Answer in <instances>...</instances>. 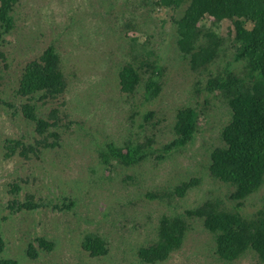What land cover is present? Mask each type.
I'll list each match as a JSON object with an SVG mask.
<instances>
[{"label":"rangeland","instance_id":"obj_1","mask_svg":"<svg viewBox=\"0 0 264 264\" xmlns=\"http://www.w3.org/2000/svg\"><path fill=\"white\" fill-rule=\"evenodd\" d=\"M155 1L14 4L13 27L0 39V259L17 264H264L251 249L232 261L221 259L214 234L202 218L188 213L209 200L234 205L233 188L208 170L211 151L223 145L221 129L231 110L219 93L204 89L208 71L193 70L177 47L175 22L187 4L165 9ZM201 27L224 39L210 70L231 63L240 73L243 62L233 60L230 47L233 24L224 21L216 28L210 19ZM48 45L58 53L65 89L36 103L40 117L57 109L61 118L53 129L59 137L46 134L55 145L41 147L43 139L21 111L27 96L18 89L28 64ZM127 64L138 68L143 79L149 75L147 65H157L156 96H144L145 80L133 93L121 91L119 72ZM185 106L196 108L199 117L197 132L184 147L162 159L153 153L134 165L102 158L109 144L124 147L130 140L151 139L159 151L174 138L176 111ZM8 140L41 148L37 155L24 157L20 147L10 155ZM190 180L196 183L183 194L175 191ZM28 201L36 207L20 208ZM262 204L264 183L241 211L253 216ZM169 216L186 221L183 242L165 259L147 263L138 252L157 242L160 221ZM95 235L105 240L104 255L83 247Z\"/></svg>","mask_w":264,"mask_h":264},{"label":"trees","instance_id":"obj_2","mask_svg":"<svg viewBox=\"0 0 264 264\" xmlns=\"http://www.w3.org/2000/svg\"><path fill=\"white\" fill-rule=\"evenodd\" d=\"M17 1L0 0V39L13 27L12 11ZM184 3L187 7L175 22L180 54L189 60L193 70L208 71L204 89L208 94L219 93L231 110L230 121L221 129L223 145L211 151L208 170L215 179L233 188L230 199L234 202L233 207L227 208L219 199L209 200L188 213L202 218L205 228L214 234L221 259L232 261L251 249L264 262V204L253 216L241 211L245 200L264 183V0L155 1V4L165 9L179 8ZM210 19L216 28L224 21L233 24L230 47L233 60L243 62L240 73L230 67L231 63L217 72L210 70V65L220 55L224 41L220 33L201 27ZM146 71H149V75L143 79V73L138 68L130 64L124 66L119 72L121 91L133 93L141 81L145 80L144 96L147 99L156 96L159 91L156 76L159 73L157 71L161 70L152 64L147 65ZM64 89L65 78L58 53L54 45H48L38 59L28 64L18 89L21 95L27 96L21 111L26 119L34 123L36 133L43 139L39 142L41 147L55 145L47 142L46 134L56 139L59 137L53 129L61 123V118L56 116L57 109L51 110L46 118L40 117L36 103L40 99L56 97ZM36 96L38 98L35 102ZM198 117L199 113L194 107L178 108L173 125L174 138L159 151L152 147L151 139L145 142L130 140L124 147L109 144L101 156L106 162L111 159L124 165L138 164L153 153L155 159H162L165 154L184 147L193 139L198 128ZM8 145L10 155L20 147L19 153L24 157L30 153L37 155L41 148L40 145L26 146L19 140H8ZM194 183L196 180L185 182L175 191L183 194ZM29 202L20 208L36 207V204ZM186 229L187 223L182 216L162 217L157 242L140 249V257L147 263L165 259L171 250L181 246ZM39 242L49 247L47 242ZM104 242L99 236H89L83 247L94 256L104 255L107 252ZM3 248L0 234V252ZM0 264L17 262L13 259H0Z\"/></svg>","mask_w":264,"mask_h":264}]
</instances>
